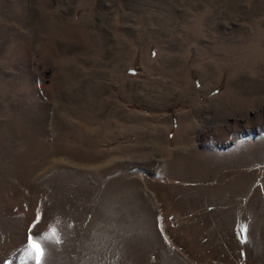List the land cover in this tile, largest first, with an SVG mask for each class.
Wrapping results in <instances>:
<instances>
[{
    "label": "rangeland",
    "instance_id": "rangeland-1",
    "mask_svg": "<svg viewBox=\"0 0 264 264\" xmlns=\"http://www.w3.org/2000/svg\"><path fill=\"white\" fill-rule=\"evenodd\" d=\"M242 127L264 0H0V264H264V172L194 155Z\"/></svg>",
    "mask_w": 264,
    "mask_h": 264
},
{
    "label": "crops",
    "instance_id": "crops-1",
    "mask_svg": "<svg viewBox=\"0 0 264 264\" xmlns=\"http://www.w3.org/2000/svg\"><path fill=\"white\" fill-rule=\"evenodd\" d=\"M241 130L242 133L239 132L235 138L232 135L230 138L223 140V144L215 140L211 145H207L208 143L205 144L207 141L203 139L204 137L200 136L199 138H195V142L199 141L204 143V145L198 146L194 155L202 158L203 161L210 162L211 160L213 163L221 164L226 168L224 171L216 168L220 170V175L222 176H218L217 179L216 177L213 178L214 184L218 182L226 185L224 187H228V185L232 187L233 185L229 184L231 180L228 181L225 177L231 173H238V171L243 176L241 182L246 185L254 181V175L262 176L264 174H262L264 172V134H251L249 133L250 131H247L243 127ZM256 144L259 145L255 146ZM254 148L255 150H253ZM254 163L259 167L255 168L253 166ZM250 168L252 170H249ZM255 172L257 173L254 174ZM209 180L211 179L209 178Z\"/></svg>",
    "mask_w": 264,
    "mask_h": 264
},
{
    "label": "snow or ice",
    "instance_id": "snow-or-ice-1",
    "mask_svg": "<svg viewBox=\"0 0 264 264\" xmlns=\"http://www.w3.org/2000/svg\"><path fill=\"white\" fill-rule=\"evenodd\" d=\"M39 215L37 216V219L39 220ZM246 227L243 229V231H246ZM51 233L53 236H55V229L51 230ZM28 254L31 256L32 252L35 253V262L36 264H42V261L45 256V249L41 246V244L36 241L32 236L28 237Z\"/></svg>",
    "mask_w": 264,
    "mask_h": 264
}]
</instances>
